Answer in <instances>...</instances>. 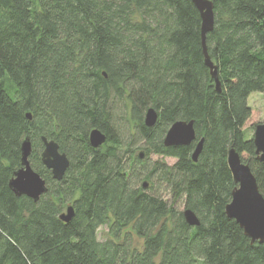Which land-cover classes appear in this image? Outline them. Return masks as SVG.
<instances>
[{"label": "trees", "instance_id": "obj_1", "mask_svg": "<svg viewBox=\"0 0 264 264\" xmlns=\"http://www.w3.org/2000/svg\"><path fill=\"white\" fill-rule=\"evenodd\" d=\"M208 1L205 46L219 92L191 0H0V264H264V241L251 244L225 214L236 186L229 149L264 197V164L246 135L260 124L248 98L264 101V0ZM150 108L158 120L146 128ZM126 113L135 134L124 140ZM182 120L204 139L196 162L195 142L164 146ZM93 129L106 136L96 149ZM27 138L48 189L38 202L8 187ZM42 138L67 155L62 181L42 164ZM139 141L143 158L129 162ZM65 203L69 222L60 219ZM186 209L197 227L185 223Z\"/></svg>", "mask_w": 264, "mask_h": 264}, {"label": "water", "instance_id": "obj_2", "mask_svg": "<svg viewBox=\"0 0 264 264\" xmlns=\"http://www.w3.org/2000/svg\"><path fill=\"white\" fill-rule=\"evenodd\" d=\"M197 9L201 18V48L203 51L204 62L210 70V75L215 81L216 91H220V81L218 80L217 70L211 59L208 57L207 48L205 46L206 35L211 33L214 27L213 3L208 0H191ZM30 119V115L27 114ZM144 125L146 128L153 127L157 120V114L154 109L150 108L145 114ZM194 121H177L169 127L164 137L165 147H183L190 146L196 142ZM253 145L255 146L256 160L264 164V123H260L253 130ZM106 136L93 129L89 134L88 142L94 149L105 144ZM44 149L41 153V161L43 166L50 171L51 177L56 181H62L64 174L69 168V160L67 155L59 152V146L54 141L49 142L42 138ZM204 139L197 140L192 153L191 160L197 161L198 156L202 152ZM21 164L9 181L8 187L16 197L25 196L38 202L42 195L47 193L46 182L41 178L30 166L29 155L31 153V145L29 138L25 139L21 144ZM139 158H143V153H139ZM227 164L231 171L232 179L235 183V188L231 191V199L225 207V214L229 219H233L239 225L243 234L250 239V243H263L264 241V197L257 189L256 179L248 167L239 158L235 149H229L227 153ZM148 184L143 183V188H147ZM67 212L60 219L64 222H69L74 216V210L71 206L67 207ZM185 223L191 227L199 225V219L194 213L186 209L183 211Z\"/></svg>", "mask_w": 264, "mask_h": 264}, {"label": "rangeland", "instance_id": "obj_3", "mask_svg": "<svg viewBox=\"0 0 264 264\" xmlns=\"http://www.w3.org/2000/svg\"><path fill=\"white\" fill-rule=\"evenodd\" d=\"M248 104L249 106L252 108V110L254 111V115L252 120L254 122H258V123H264V101H263V95L262 94H251L250 97L248 98ZM125 112V111H124ZM123 112V113H124ZM122 122L118 124V128L120 130V133L123 137V139L125 140L127 138V135L130 134L131 136L133 134H135V130L133 129V123L130 122V118H128V114H123L121 116ZM253 129H249L246 131V135H248V138H251L253 135ZM137 141V140H136ZM142 141L137 142V144H135L131 149L134 151V153L132 154L133 156H131L129 162H131L135 157L138 156L139 152H141V147L142 145ZM160 158L154 155H150V160L151 161H155V160H159ZM169 165H172L174 163V160H169V159H164ZM141 183V182H140ZM140 183L138 184V186H140ZM157 185H155V190L156 192L161 193L162 190L157 189ZM164 195V193L162 194ZM71 204L69 203H65L63 204V214L67 212V207L70 206ZM179 207V205H178ZM183 206L179 207V210L182 211L183 210ZM110 237V231L107 228V226H100L97 230V241L100 242H105L109 239ZM132 241L135 243H138V240L133 236L132 237Z\"/></svg>", "mask_w": 264, "mask_h": 264}, {"label": "flooded vegetation", "instance_id": "obj_4", "mask_svg": "<svg viewBox=\"0 0 264 264\" xmlns=\"http://www.w3.org/2000/svg\"><path fill=\"white\" fill-rule=\"evenodd\" d=\"M196 142H197V140H196ZM196 142H195V143H196Z\"/></svg>", "mask_w": 264, "mask_h": 264}]
</instances>
